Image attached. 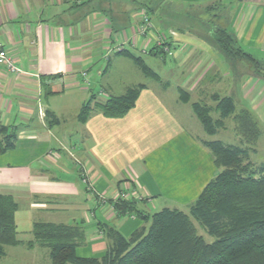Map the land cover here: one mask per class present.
Masks as SVG:
<instances>
[{
  "label": "crops",
  "instance_id": "1",
  "mask_svg": "<svg viewBox=\"0 0 264 264\" xmlns=\"http://www.w3.org/2000/svg\"><path fill=\"white\" fill-rule=\"evenodd\" d=\"M215 5L218 14L204 11L209 32L200 33L203 13L196 8ZM225 8L227 14L221 11ZM141 11L149 13L155 31L171 32L167 41L172 54L165 69L178 81L174 92L167 83L157 90L143 82L141 75L147 76L129 56H140L144 62L145 56L158 57L166 63L167 55L158 49L139 54L144 40L135 28ZM195 15L199 20L194 27ZM216 15H223L226 23L215 25H224L261 68L238 60L233 66L221 52L210 32ZM123 39L128 42L120 50L117 44ZM0 45L19 68L17 73L0 68V125L15 133L12 147L0 153V193L12 196L17 204V241L4 246L5 264L14 258L25 264H51L49 249L34 241L33 225L38 222L79 225L84 235L76 254L82 257L104 254L109 245L106 226L126 237L146 227L134 214L119 215L111 199L100 203L102 195L112 198L124 191L137 210L148 214L161 210H155L161 204L167 206L162 209L188 205L220 170L204 144L207 140L240 147L245 162L264 164V0H86L82 4L0 0ZM95 55L107 58L103 69H98L102 78L110 55L129 69L118 95L102 89L96 96L81 87L79 81H87L88 76L84 68L95 62ZM209 73L218 84L224 80L225 89L217 94L234 104V111L212 136L205 134L190 105L205 96L201 79ZM138 85L142 87L133 106L122 115L108 116L94 109L85 121H78L82 104L91 97L103 102ZM180 90L188 93L189 102H181L177 112L170 100L180 102ZM42 95L49 98L45 104ZM55 97H72V107L61 98L54 105ZM237 107L248 109L257 121L258 137L251 146L236 131ZM66 109L71 119L64 114ZM228 117L231 124H225ZM228 127L235 143L224 141L227 136L217 138ZM83 171L90 188L81 180ZM27 252H33L34 259Z\"/></svg>",
  "mask_w": 264,
  "mask_h": 264
},
{
  "label": "trees",
  "instance_id": "2",
  "mask_svg": "<svg viewBox=\"0 0 264 264\" xmlns=\"http://www.w3.org/2000/svg\"><path fill=\"white\" fill-rule=\"evenodd\" d=\"M212 33L227 57L237 53L240 58L261 68L260 62L240 49L230 31L215 27ZM156 49L154 47L148 53ZM159 52L162 53V50ZM129 56L145 76L159 79L142 57ZM141 87L135 86L103 102L91 97L82 104L78 121H85L94 109L108 116L122 115L133 106ZM44 90L48 94L45 84ZM179 94L184 102H189L185 90H180ZM213 98L216 105L212 108L199 102L190 103L208 136H212L222 125V119L234 111L231 98L216 94ZM211 110L219 112L216 118L211 115ZM234 119L236 131L251 146L258 137L256 119L246 108L237 111ZM11 132L0 125V153L12 147L14 136ZM204 144L210 149L214 164L220 170L197 198L187 205V211L163 208L148 214L137 210L134 200L112 197L102 202L100 196V203L111 199L119 215L134 214L148 225L128 237L113 226L104 227L109 245L100 257L76 254V247L83 241L84 235L79 225L35 223V243L49 249L51 264H264V164L254 166L245 162V151L240 147L226 146L213 139ZM16 206L12 196L0 193V259L4 255V246L17 241L14 222ZM195 222L213 238L211 242H206L198 233Z\"/></svg>",
  "mask_w": 264,
  "mask_h": 264
},
{
  "label": "rangeland",
  "instance_id": "3",
  "mask_svg": "<svg viewBox=\"0 0 264 264\" xmlns=\"http://www.w3.org/2000/svg\"><path fill=\"white\" fill-rule=\"evenodd\" d=\"M221 9H222V7H221ZM190 10H191V12L196 14L194 9L191 8ZM196 11H197V13H203V14L200 15L202 22H199V23H201L200 24L201 28H199V29H201V31H199V32L207 34V32H209L208 28H210V25L208 24L209 22L206 20V15H204L205 14L204 11L209 12V14H211V15H212V13L213 14H218L219 11L217 9V6L215 5V6H209V7H202V9L201 8H196ZM221 11H222V13H226V12H228V8H225V10L223 9ZM183 14L184 13H181V16L184 17ZM223 15H225V14H223ZM223 15H219V18H218L217 15L212 17V19H215L216 17L218 18L215 21H213L214 22V25H213L214 28L215 27H219V26L215 25L216 21L220 22L221 24L223 23L225 25L226 18ZM195 16H196L195 19H193L194 27H195V25H197V21L199 20V16L198 15H195ZM174 17H175V15L171 16V18L173 20H174ZM136 22H138V18L136 19ZM223 26H221V27L224 28ZM135 30H136V28H135ZM162 30H164V32H161V33L164 34L166 40H169L171 32L168 31V28H162ZM212 31H210V32L212 33ZM172 34H174V33H172ZM133 44L134 43L131 42V45H133ZM120 50H122V49H120ZM139 54H141V55L145 54L146 55V53H142L141 48L139 49ZM150 57L151 56H145L144 60H145L146 64L151 69L154 70V72L158 73V75L160 76L161 80L160 79L150 78L148 76L146 78H143V76L141 75L142 81L147 83L148 85L152 86L153 88L154 87L157 88V90L160 89V87H163V83H167V85H169L168 86L169 89L174 92V88H175L176 84L178 83V81L175 78L176 76L171 75L165 69V68H167L166 66L169 64V58L170 57L166 56V60H165L166 63L165 62L162 63L158 57H156V58L152 57L154 59H151ZM94 58H95V60H94L95 62L93 64H89L88 66H86L84 68V70L86 69V71L88 72L87 73L88 76H87V81H85V82H84V80L79 81V82H81L80 83L81 87H84V88L86 87L88 89L90 88L91 89V93L93 92L96 96L99 94V92L102 89H105V91H107L109 95H118L121 92V89L123 87V83H124L123 76L124 75H129V72H130L129 69L127 67H125L123 64L115 63V61L113 60V55H110V61H109V65L107 67L108 68L107 69V75H105L102 78L103 75H100L101 71L99 72L98 69L99 68H100V70L103 69V67L106 64V59L107 58L105 59V57H102V56H98L97 57V55H95ZM229 59L231 60L233 66H234V64H236L235 62L239 63L240 61H242L244 65L246 64L245 66H252L253 65L250 61H247L245 59L240 58V56H238L237 53H232L231 56L229 57ZM262 73L264 74L263 71H262ZM84 74L86 75V72H83L82 75L85 76ZM201 81L203 82L201 84V86H202L201 89L203 90L202 91L203 94L205 93V96L198 102L200 104L210 105V107L212 108L215 105L214 102H216V100L213 98V96L216 94L219 97H221V95L217 94V92L221 93L225 89L224 85H223V84H225V82L223 80V81L219 82V84L216 83V80L212 77L211 73H209L207 76H205L203 79H201ZM107 85L112 87V89H109ZM88 95H90V91H89ZM222 95H224V94H222ZM60 98L63 99L66 103H69V105H71L72 102L74 101V100L70 101V99L72 97L68 98V99L66 97H58V98L55 97V98H51V101H52V103L54 105H57L58 102L61 101V100H59ZM48 99H49L48 96L42 95L41 102L43 104H45ZM181 102L182 103L184 102L183 101V97H180V102L179 101L170 100V105H172V107L177 112H179L180 111V107H181L180 106ZM70 107H72V105ZM238 109L240 110V108L237 107V109L235 111H239ZM64 114L68 117V119H71L72 114L70 113V109H68V110L66 109L64 111ZM218 114H219V112L216 113L214 110H211V115L214 118H216ZM231 123H232V119L228 117L227 120L225 121V124H231ZM202 128H203V126H202ZM203 130H204V128H203ZM204 132H205V130H204ZM10 134H13V136H14L15 133L11 132ZM201 134H204V133H201ZM205 134H206V132H205ZM222 136H227L228 140H224V141H229L228 143H235V142H231V141H233V137H232L233 135L230 132L229 127L223 132L220 131L217 138H220ZM101 197L106 198L103 195ZM99 198H100V196H99ZM162 207H167V206L165 204H163V205L161 204V206L160 205L157 206L155 208V210L162 209ZM168 207L169 208H176V209H179V210H182V211H187V208H186L187 205H184V206L183 205H179V206L168 205ZM195 224H196V228H197L198 233L204 238V240L206 242H211L213 240V238L210 235H208L205 232V230L203 228H201L197 224V222H195ZM147 225L148 224L146 223L145 226H147ZM27 254H28L27 255L28 257L34 259L35 256H34L33 252H27ZM40 262H41V259H40ZM25 263L26 262L18 261L16 258H14L13 261L11 262V264H25ZM0 264H5V263L2 262V258L0 259Z\"/></svg>",
  "mask_w": 264,
  "mask_h": 264
},
{
  "label": "built area",
  "instance_id": "4",
  "mask_svg": "<svg viewBox=\"0 0 264 264\" xmlns=\"http://www.w3.org/2000/svg\"><path fill=\"white\" fill-rule=\"evenodd\" d=\"M75 3H81L85 0H73ZM136 33L139 37L143 38L144 43L141 47L142 53H147L152 48H157L162 50L164 54L170 56L172 54L170 44L166 43V38L163 33L155 31L153 24L151 22L148 12L141 11L138 15V22L136 23ZM128 40H121L117 44V48L120 49ZM0 68L9 73H17L19 68L16 66L13 58L8 54L7 50L0 45ZM85 75V74H84ZM81 180L88 188L92 187L89 178L83 171L81 173ZM119 197L126 198V193L124 191L116 193L113 198L117 199ZM102 202H105V198H101Z\"/></svg>",
  "mask_w": 264,
  "mask_h": 264
}]
</instances>
